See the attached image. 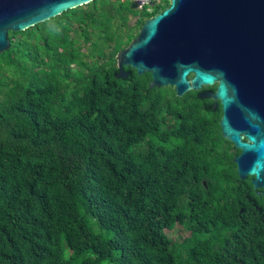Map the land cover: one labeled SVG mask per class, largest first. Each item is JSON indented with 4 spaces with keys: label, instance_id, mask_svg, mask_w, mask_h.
<instances>
[{
    "label": "trees",
    "instance_id": "trees-1",
    "mask_svg": "<svg viewBox=\"0 0 264 264\" xmlns=\"http://www.w3.org/2000/svg\"><path fill=\"white\" fill-rule=\"evenodd\" d=\"M168 6L93 0L8 33L0 264H264V200L237 176L220 105L115 75Z\"/></svg>",
    "mask_w": 264,
    "mask_h": 264
},
{
    "label": "water",
    "instance_id": "water-1",
    "mask_svg": "<svg viewBox=\"0 0 264 264\" xmlns=\"http://www.w3.org/2000/svg\"><path fill=\"white\" fill-rule=\"evenodd\" d=\"M93 0H0V54L9 32H22ZM116 77L149 74V89L213 87L200 98L219 103L221 136L240 154V180L251 177L264 199V0H169L116 55ZM246 140H243V136Z\"/></svg>",
    "mask_w": 264,
    "mask_h": 264
},
{
    "label": "flooded vegetation",
    "instance_id": "flooded-vegetation-1",
    "mask_svg": "<svg viewBox=\"0 0 264 264\" xmlns=\"http://www.w3.org/2000/svg\"><path fill=\"white\" fill-rule=\"evenodd\" d=\"M167 8V7H166ZM163 11V10H162ZM161 11V12H162ZM127 68H124V70L126 71V72H129V71H127L126 70ZM117 74V72L115 73V75ZM214 87V89L213 90H209V89H206V88H208V87H202V89L201 90H199V91H189V92H195V94H196V97L200 100V101H208V100H210V101H212L211 99H208V98H200V94L201 93H205V92H208V91H211V92H214L215 91V86H213ZM175 92V91H174ZM188 93V92H187ZM186 94V93H185ZM184 94V95H185ZM183 95V96H184ZM212 103H213V101H212ZM217 104H219V103H217ZM213 106V105H212ZM217 106V105H216ZM216 106H215V108H216ZM203 107H205V109H206V107H207V104H204V106ZM213 108V107H212ZM215 108H213V109H215ZM208 111V110H207ZM220 128V127H219ZM242 136H243V140H246L245 139V136L242 134ZM231 145H232V148H233V151L235 152V157L236 156H238L239 154H240V150H237V149H235V147H234V145L231 143ZM234 157V158H235ZM241 182H246V183H249V184H251V186H252V180H251V177H247L246 179H244V180H240ZM252 188H253V186H252ZM253 190L255 191V193H256V195L257 196H260V197H262V195H261V189H254L253 188ZM263 198V197H262ZM264 200V199H263ZM241 212H242V209H241Z\"/></svg>",
    "mask_w": 264,
    "mask_h": 264
},
{
    "label": "built area",
    "instance_id": "built-area-1",
    "mask_svg": "<svg viewBox=\"0 0 264 264\" xmlns=\"http://www.w3.org/2000/svg\"><path fill=\"white\" fill-rule=\"evenodd\" d=\"M129 1L136 3L137 7L141 8L143 6L153 5L154 3H159L162 0H129Z\"/></svg>",
    "mask_w": 264,
    "mask_h": 264
},
{
    "label": "rangeland",
    "instance_id": "rangeland-1",
    "mask_svg": "<svg viewBox=\"0 0 264 264\" xmlns=\"http://www.w3.org/2000/svg\"><path fill=\"white\" fill-rule=\"evenodd\" d=\"M134 21H135V18H132L131 21H130V24L132 25V24L134 23ZM168 87H169V86H168ZM167 90L169 91V90H171V88H167ZM176 233H177V232H176ZM168 235L171 236L172 234L169 233Z\"/></svg>",
    "mask_w": 264,
    "mask_h": 264
}]
</instances>
